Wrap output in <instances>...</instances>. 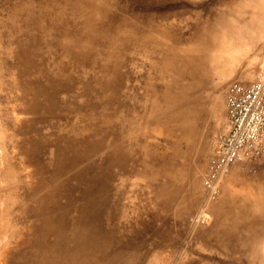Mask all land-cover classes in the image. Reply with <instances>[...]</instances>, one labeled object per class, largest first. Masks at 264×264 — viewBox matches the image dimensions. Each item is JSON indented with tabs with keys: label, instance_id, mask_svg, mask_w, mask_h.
I'll list each match as a JSON object with an SVG mask.
<instances>
[{
	"label": "rangeland",
	"instance_id": "rangeland-1",
	"mask_svg": "<svg viewBox=\"0 0 264 264\" xmlns=\"http://www.w3.org/2000/svg\"><path fill=\"white\" fill-rule=\"evenodd\" d=\"M244 1L250 0H0V264L7 251L14 250L19 228L24 226L16 222L17 208L30 205L18 203L32 179L21 153V136L60 134L73 140L100 126L110 132L107 139L118 136L117 145L124 153L125 168L112 171L110 205L116 209L118 227L122 226L119 234L130 248L125 249L127 264H248L252 259L254 264H264V155L256 163L234 166L221 183L219 199L213 200L204 187L208 162L227 125L229 84L254 82L264 71V25L256 22L258 30L262 27L258 33L251 19L259 13L258 20H264V0L263 11L260 1L253 0L255 9L249 3L253 11ZM233 18L250 19L257 38L248 33L247 45L238 47L222 75L184 71L187 49ZM87 36L95 39L93 43L83 42ZM39 86L59 91L55 116L43 122L34 121L43 111L30 112L35 100L30 93ZM84 91L90 96L83 97ZM166 92L170 95L164 96ZM243 193L249 196L243 198Z\"/></svg>",
	"mask_w": 264,
	"mask_h": 264
},
{
	"label": "bare ground",
	"instance_id": "bare-ground-1",
	"mask_svg": "<svg viewBox=\"0 0 264 264\" xmlns=\"http://www.w3.org/2000/svg\"><path fill=\"white\" fill-rule=\"evenodd\" d=\"M250 1L248 3L245 1L244 2L247 3L249 6V3L252 5L254 2L253 0L251 2ZM259 1L261 3H259ZM255 2L257 3V0H255ZM255 2H254V6L256 8L257 4H255ZM258 3L261 4V6L258 4V7H260L259 9H261L263 2L261 0H258ZM143 5H142V7H143ZM149 6H151V5H149ZM248 6L246 7L247 9H248ZM254 6H253V9H255ZM130 7H131V5H130ZM244 7H243V9L246 10V8H244ZM251 7L249 9L253 11V9ZM86 11H88V10H86ZM95 11H98V8H95ZM245 14L247 15V13H245ZM245 14H243V15L245 16ZM262 14H264V13L262 12L261 15ZM256 15H258L257 20L255 18ZM256 15L252 14V17H251V19L254 20L253 22H254L256 28L254 27V24L252 25V23H251L252 21L250 22V19H249V22H250L249 23V22H245V21L243 22L241 20L238 21L237 19L233 18V21L231 20L232 22L229 25H224V27H222V28L219 26L220 28L218 27V30L216 33H214V34L212 33L213 35L206 36V38L204 37L205 39L203 38V40H200L201 42L199 41L196 44H193V46H190V48L187 49L190 54H189V56H187L188 62L185 61V63H184V71L192 70L196 74L200 73L199 76H201V73L203 76L205 71L207 73L212 71L213 73L215 72L214 75H216V74L220 75L225 69L229 68L228 67L229 64L230 63L232 64V62L234 61V60L232 61L233 57H235L237 55L236 52L238 50H240V48H241V47L240 48H238V47L240 45L243 46L244 44L247 45L246 39H247L248 33H250V36H251V34L255 36V32L253 31L254 32V34H253L252 30H254V28H255L258 32L262 29V27H261L260 30H258L259 28L257 29L256 24L258 23V21L260 23L261 21L264 22V20H258L259 18L261 19L259 13ZM249 16H251V14H249ZM253 16H255L254 17L255 19L253 18ZM262 16H264V15H262ZM83 18H85V17H83ZM145 22H146V20H145ZM262 22L260 24L264 25V23H262ZM115 23H117V20ZM94 24H96V23H94ZM148 24L149 23H147V25ZM84 25H85V23H84ZM147 25H145V26H147ZM88 26H89V24H88ZM114 26H116V25L114 24ZM54 28H55V26H54ZM97 28L98 27H96V29ZM30 29H32V28H30ZM103 30H105V29H103ZM110 32H111V30H110ZM126 32H125V34H126ZM145 32H147V31H145ZM62 33H63V31H62ZM206 34H207V32H206ZM97 36H99V35H97ZM56 37H58V35ZM113 37H116V35ZM255 37L257 38V36H255ZM256 38L253 37L252 38L253 41H255ZM94 40L95 39L93 37L87 36L86 38H84L83 42L84 43L85 42L93 43ZM245 40H246V43H245ZM76 41H77V39H76ZM54 42H55V40H54ZM111 43H113V41ZM67 44H69V43H67ZM145 44H146V42H145ZM71 45H75V44H71ZM190 45H192V44H190ZM69 47H72V46H70V44H69ZM164 47H166V46H164ZM244 47L245 46H243L242 48H244ZM38 48H40V47H38ZM60 48H62V47H60ZM113 49H116V48H113ZM47 50H49V49H47ZM242 50L243 49H241V51ZM62 51H61V53H62ZM68 51H69V49H68ZM188 51H186L184 53H187ZM19 54L20 53H18V55ZM95 54H96V51H95ZM125 54H124V56H125ZM43 55H45V54H43ZM86 56H88V55H86ZM95 56L96 55H94V58H95ZM17 58H18V56H17ZM102 58L103 57H101V59ZM184 58L185 57H183V59ZM123 60H124V58H123ZM24 61H26V60H24ZM39 61H41V60H39ZM58 61L60 63V60H58ZM73 61H75V60H73ZM103 61H105V60L103 59ZM94 63H95V61H94ZM101 63H102V61H101ZM162 63H163V61H162ZM190 63H191V65H194V66H192V68L194 67L193 69H191ZM79 64H78L79 67L82 66ZM82 64H83V62H82ZM94 65L95 64H93V67H94ZM55 67H58V66H55ZM114 67H116V66H114ZM101 68H103V66ZM56 70H57V68H56ZM58 70H59V68H58ZM89 71H91V70H89ZM170 71H172V73H173V70H170ZM180 71H182V70H180ZM86 72H87V70H86ZM206 72H205V74H207ZM24 73H26V72H24ZM177 73L178 72H176V74ZM61 74H62V72H61ZM106 76H108V74H106ZM205 76L206 75H204V77ZM23 77H24V75H23ZM100 77H102V75ZM201 80H202V78H201ZM153 86L155 87V85H153ZM153 86H150V88ZM168 87L171 89V87L169 85H168ZM166 88L167 87L164 86V90ZM51 89H52V91H47L44 87L39 86L37 89H35L34 91H32L30 93L33 95V98L35 100H33L34 104L31 107V111L30 110H28V111H30L31 114H35L38 112L40 113V111H43L42 113H44L43 116H40V117L36 116V119L34 121L38 120V121L43 122L47 116L54 115L55 105H57V103L59 102V91H57L56 89L53 90V88H51ZM168 89H166V90H168ZM170 89H169V91H170ZM163 93H165V92H163ZM87 94H88L87 91H84L82 93V96L83 97L90 96V95L87 96ZM89 94H91V93H89ZM167 94L170 95V93L166 92V94H164V96H166ZM187 94H188V92H187ZM38 96L42 97V99H38ZM98 102H99V100H98ZM113 105H114V103H113ZM124 105H126V104H124ZM128 105H129V103H128ZM130 106H129V108H130ZM91 107H95V106H91ZM104 107H106V106H104ZM98 109H100V108H98ZM111 110H113V109H111ZM111 110H110V112H111ZM226 110H227L226 129L217 138L216 147H215V150H214L212 157L210 158V160L208 162V169H207L206 176L204 179V187H205L207 193L209 194V196L213 200L214 199L216 200V198L219 199V197L221 195V183L225 178H227L228 175H230L234 166H236L238 164H243V163H256V162L260 161V159L264 155V71L260 72L257 75V78L254 82L244 83V82L235 80L229 84V86L227 88V92H226ZM104 111H107V110H104ZM180 111L182 112L181 109H180ZM96 115H98V114H96ZM114 115H115V113H114ZM114 118H117V116H115ZM114 118H111V119H114ZM74 121H76V120H74ZM74 121H73V123H74ZM106 123H108V122H106ZM113 123H114V121H113ZM86 125H88V124H86ZM103 125H104V123H103ZM35 126H36V124H35ZM49 126H50V124H49ZM60 126H62V125L60 124ZM68 126H70V125H68ZM63 127H64V125H63ZM89 127H91V126H89ZM89 127H84V128L86 129ZM122 127H124V126H122ZM84 128L82 127L80 129H84ZM91 128H93V127H91ZM47 129H48V127H47ZM95 129H96V131H93V132L89 131L88 134L81 136V138L73 139V140L67 139V137H65L64 135L60 136V134H58L56 136H54L53 134H52V136L46 135L43 137H40L41 135H39L36 138H27L26 134L24 133L23 136H21L22 137V140H20L21 153L23 154L25 164L29 168H31V170H32L31 174H29V177L32 179H31V183L27 187V189L23 188L24 192H21L20 196L18 197L19 198L18 203L21 204V203H25L28 201L30 203V205L27 206L28 204H26V205L22 204L19 208H17L18 211L16 212V214H17L16 215V222L24 223L23 224L24 226H21L19 228L20 231H19V234L17 235V238L19 237V241H17L15 243L14 250H11L9 252L7 251L6 257L4 256L5 258H4L3 264H127L126 258H124V257H125V249H128L127 248L128 246L125 245V236L122 235L121 233L119 234V232H120L119 228H121L122 226L118 227L116 209H115V207H112V205H110V193H111L110 192V183L113 179L112 171L114 168H120V169L125 168L123 150L119 149L120 147H119V145H117L119 143V141H121V140L118 139L117 135H113L114 136L113 139H107L106 135L110 132L107 133L103 128H101V126H100V128H95ZM77 130H79V129L77 128ZM84 131H82V132L84 133ZM50 132H51V130H50ZM26 133L29 134L30 131H26ZM64 133H66V132H64ZM72 134H74V133H72ZM75 136H77V134ZM109 142H113V143L112 144L110 143L111 145L109 146L108 145ZM27 145H29L30 148H27L28 147ZM45 156H47V160H45V158H44ZM181 163H183L185 165V163L183 161ZM188 166H189V164H188ZM187 172H189V170H187ZM179 175H180V173H179ZM181 175L183 176V173H181ZM185 175H187L186 172H185ZM196 175H198V173ZM196 175H195V177H196ZM188 176L190 177V175H188ZM192 176H193V178H192V180H193L194 174ZM180 178H182V177L180 176ZM185 178H187V177H185ZM197 178L199 179V176ZM187 179H189V178H187ZM198 179H196V180H198ZM182 181H184V180L182 179ZM182 181H181V183H182ZM195 183L198 184L197 181H194V184ZM196 184H195V186H196ZM182 185H184V184L182 183ZM179 187H177V188H179ZM181 190L182 189L180 188V191ZM14 193H16V192H13L12 194H14ZM169 193H170V191H169ZM241 195H243V198H247L249 196V193H247V194L243 193ZM256 200L257 201L260 200L259 197H257ZM166 202H168V201H166ZM260 202L261 201H259V203ZM120 203H122V202H120ZM15 204L16 203H14L12 205L16 206ZM260 208H261V206H260ZM8 210H9V207H8ZM203 216H204V214H203ZM203 216H201V217H203ZM237 217H239V216H237ZM202 219L200 220V222L204 221ZM237 223H239V222H237ZM235 227H237L236 224H235ZM248 227H249V225H248ZM122 229H124V228H122ZM149 229H151V228H149ZM144 230H148V229H144ZM13 231H14V229H13ZM124 232H126V231H124ZM8 233L10 234L11 232L8 231ZM139 235H138V237H140ZM9 236H13V234L9 235ZM131 240H132V238H131ZM138 241H140V240L138 239ZM132 242H134V241H132ZM133 244H135V243H133ZM240 248L241 247H239V248L236 247V249H240ZM138 251H140V250H138ZM261 254H264V253H261ZM248 255H250V254H248ZM254 255H255V253H254ZM130 256H131V253H130ZM250 257L253 258L252 253H251ZM256 257H259V256L256 255ZM0 258H1V255H0ZM132 258H133V256H131L129 259H131V261H133ZM134 258H136V257H134ZM254 260L252 259V261H250V262L254 264ZM262 260H264V259H262ZM262 260L260 262H262ZM133 262H135V261H133ZM250 262L248 263L246 261V263H248V264H251Z\"/></svg>",
	"mask_w": 264,
	"mask_h": 264
}]
</instances>
